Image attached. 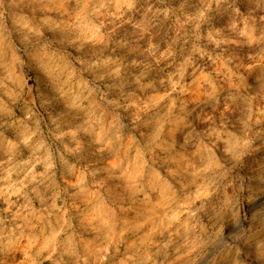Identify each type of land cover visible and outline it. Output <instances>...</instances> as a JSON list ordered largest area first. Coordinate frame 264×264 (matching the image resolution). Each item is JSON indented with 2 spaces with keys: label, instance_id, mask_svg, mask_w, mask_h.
Masks as SVG:
<instances>
[{
  "label": "clouds",
  "instance_id": "1",
  "mask_svg": "<svg viewBox=\"0 0 264 264\" xmlns=\"http://www.w3.org/2000/svg\"><path fill=\"white\" fill-rule=\"evenodd\" d=\"M0 264H264V0H0Z\"/></svg>",
  "mask_w": 264,
  "mask_h": 264
}]
</instances>
